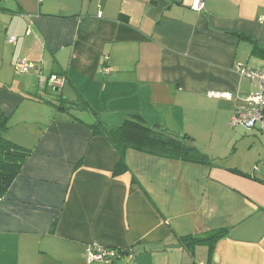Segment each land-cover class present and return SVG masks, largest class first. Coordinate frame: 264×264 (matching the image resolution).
<instances>
[{"label":"crops","instance_id":"1","mask_svg":"<svg viewBox=\"0 0 264 264\" xmlns=\"http://www.w3.org/2000/svg\"><path fill=\"white\" fill-rule=\"evenodd\" d=\"M195 1L0 0V118L32 149L0 198V264H104L87 263L93 243L134 254L114 264H264V172L253 144L234 146L258 137L231 123L259 90L235 68L264 71V0ZM51 74L58 91L40 84ZM98 119L186 136L211 163L129 147L115 175Z\"/></svg>","mask_w":264,"mask_h":264},{"label":"trees","instance_id":"2","mask_svg":"<svg viewBox=\"0 0 264 264\" xmlns=\"http://www.w3.org/2000/svg\"><path fill=\"white\" fill-rule=\"evenodd\" d=\"M253 51L264 54V48L257 43L254 44ZM7 119L6 116L0 118V198L6 195L11 184L20 175L25 162L32 154V149L19 145L6 137L5 133L10 128ZM89 126L94 135L106 137L117 149L119 161L114 172L115 175H120L128 170L125 152L129 147L190 162L211 163V158L203 153L194 144L193 140L186 139V136L181 137L172 134L162 128L146 126L138 120L127 119L122 126L116 129L108 128L100 119L95 120ZM225 233L218 232L210 238L184 236L179 239L188 245H194L204 241L217 240L223 237Z\"/></svg>","mask_w":264,"mask_h":264},{"label":"built area","instance_id":"3","mask_svg":"<svg viewBox=\"0 0 264 264\" xmlns=\"http://www.w3.org/2000/svg\"><path fill=\"white\" fill-rule=\"evenodd\" d=\"M44 1V0H39ZM191 7L195 11L205 9V3L200 0L193 2ZM15 41L16 37H11ZM35 69V64L26 59H18L15 64L17 73H28ZM239 74L259 82V90L247 97L245 105L239 106L232 117V126H242L247 130H260L264 133V71H257L246 66L237 65ZM109 72V69H106ZM66 77L59 74H51L49 77L40 76L41 86L47 83L54 88H62L65 85ZM208 96L218 99H230L232 94L229 92H208ZM127 257L128 260L134 259V254L130 251L120 250L114 247H105L97 243L89 244L85 251L87 263L102 262L104 264H114L118 260Z\"/></svg>","mask_w":264,"mask_h":264},{"label":"rangeland","instance_id":"4","mask_svg":"<svg viewBox=\"0 0 264 264\" xmlns=\"http://www.w3.org/2000/svg\"><path fill=\"white\" fill-rule=\"evenodd\" d=\"M13 74L15 76H18L15 73H13ZM231 128H233V127H231ZM234 129L236 131H238L239 133L241 132L243 134V136H247V138H249L251 140H253L254 137H250V134H256L258 139L255 141V143H253V141L245 140V141H239V143L234 145V146L237 147L238 150L244 149L245 151H248L249 144L250 143L253 144L252 145V147H253L252 153H250V154H252L255 157L254 159L256 160V162L259 163L262 172H264V154H263L264 149L262 148V144H264V134L260 133L259 131H256V129L254 131L253 130L249 131V130L245 129L244 127H241V126H237V128H234ZM234 146H232L230 148V150H226V151H230V152L236 151L234 149ZM200 147H202V146H200ZM259 153L261 154V156L263 154L262 158H259ZM258 158H259V160H258Z\"/></svg>","mask_w":264,"mask_h":264},{"label":"water","instance_id":"5","mask_svg":"<svg viewBox=\"0 0 264 264\" xmlns=\"http://www.w3.org/2000/svg\"><path fill=\"white\" fill-rule=\"evenodd\" d=\"M55 91H58L59 90V88H54V87H52Z\"/></svg>","mask_w":264,"mask_h":264}]
</instances>
